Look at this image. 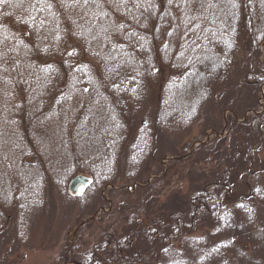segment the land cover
<instances>
[{"label": "trees", "instance_id": "obj_1", "mask_svg": "<svg viewBox=\"0 0 264 264\" xmlns=\"http://www.w3.org/2000/svg\"><path fill=\"white\" fill-rule=\"evenodd\" d=\"M217 7L220 14L213 11ZM242 39L249 43L250 56L257 57L264 44V0L0 2V232L13 219L19 224L33 208L44 212L47 191H63L74 176H89L86 194L115 183L110 177L119 165L104 163L116 152L95 151L102 154L86 161L79 156L103 140L111 144L115 135L120 137L116 149L124 143L121 137L129 142L131 108L143 105L148 81L158 69L167 81L155 117L139 129L129 155L144 159L153 154L157 130L191 125L211 88L235 69ZM255 63V72L244 77L250 95L258 99L264 61ZM260 116L240 124L231 117V126L245 130L259 125ZM243 153L247 164L249 155ZM207 186L194 187L187 199L175 197L166 206L169 212L151 223L130 214L134 208L129 207L126 234L102 233L101 243L83 253L78 264H131L138 258L130 243L135 235L157 243L167 264H181L185 252L192 264H230L224 244L217 242L243 229L226 206L227 188L216 185L213 194ZM200 223L214 227L215 243L191 239L189 233L202 231ZM181 243L185 246L175 251L174 244Z\"/></svg>", "mask_w": 264, "mask_h": 264}, {"label": "rangeland", "instance_id": "obj_2", "mask_svg": "<svg viewBox=\"0 0 264 264\" xmlns=\"http://www.w3.org/2000/svg\"><path fill=\"white\" fill-rule=\"evenodd\" d=\"M213 11L220 14L218 7ZM240 44L235 69L225 81L211 88L212 95L202 105L198 119L191 125L157 130L154 153L145 154L141 159L129 155L127 150L136 141L139 129L147 127V121L155 117L161 89L166 84L162 71H155L156 76L148 81V94L143 105L138 110L135 105L131 108L129 142L124 141L126 135L121 137L120 143H124L116 149L120 137L115 135L111 144L103 140L92 151L82 150L79 156L86 161L102 154H97V151L116 152L114 156L105 155L107 163H104L107 166L119 165L118 171H112L110 177L115 178V183L101 189L97 187L85 193L80 200L70 199L67 194L71 179L63 191L51 188L47 191L44 212L33 208L23 221L19 220V224L13 219L0 232V264H78L83 253L101 243L102 233L126 234L124 216L130 213L129 207L134 208L130 214L136 213L137 218L151 223L169 212L166 206L176 200L175 197L187 199L193 194L194 187L204 183L213 194L216 185L221 189L227 188L226 206L239 229H246L239 230L233 237L225 234L219 239L221 242H217L224 244L223 253L229 263L264 264V118L258 119L261 120L259 125L252 123L254 126L245 130L231 126L230 119L233 117L235 123L240 124L247 118L251 121L252 116L264 117V87L256 99L250 95L244 77L255 72V60L264 61V44L259 51L256 50L255 58L250 56L247 40L242 39ZM4 117L8 119V114L5 113ZM252 129L253 132L246 131ZM256 130L257 135L254 134ZM98 133L103 135L102 130ZM110 134L113 132H106L107 136ZM258 134L260 139H257L260 137ZM243 152L249 155L247 164ZM129 156L134 158L133 162H129ZM178 159L180 163H177ZM131 163H134L133 170H130ZM60 173L62 175V172L57 175ZM246 208L250 210L248 213L243 211ZM199 225L202 231L189 233L193 235L191 239H201L206 246L211 245L210 242L215 243L211 239L214 227L209 223ZM130 243L132 253L138 255L131 264L169 262L161 247L147 242L145 236L135 235ZM180 245L184 244H174L175 251L180 250ZM77 246L78 251L73 250ZM74 253L77 256H73ZM186 253L182 256V263L192 264L186 261L190 257ZM122 255L128 256L126 253Z\"/></svg>", "mask_w": 264, "mask_h": 264}, {"label": "water", "instance_id": "obj_3", "mask_svg": "<svg viewBox=\"0 0 264 264\" xmlns=\"http://www.w3.org/2000/svg\"><path fill=\"white\" fill-rule=\"evenodd\" d=\"M90 185V179L85 176H76L70 180L67 186V194L70 198H81L86 190L87 187Z\"/></svg>", "mask_w": 264, "mask_h": 264}, {"label": "snow or ice", "instance_id": "obj_4", "mask_svg": "<svg viewBox=\"0 0 264 264\" xmlns=\"http://www.w3.org/2000/svg\"><path fill=\"white\" fill-rule=\"evenodd\" d=\"M0 2H3V3H7V0H0ZM85 2H87V0H85ZM172 0H169V3H171ZM50 6V5H49ZM151 6V5H150ZM165 252H167V249L164 250Z\"/></svg>", "mask_w": 264, "mask_h": 264}]
</instances>
